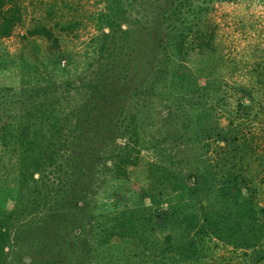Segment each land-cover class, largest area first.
Instances as JSON below:
<instances>
[{
	"label": "rangeland",
	"instance_id": "374dc122",
	"mask_svg": "<svg viewBox=\"0 0 264 264\" xmlns=\"http://www.w3.org/2000/svg\"><path fill=\"white\" fill-rule=\"evenodd\" d=\"M115 1L20 0L19 20L0 34V53L5 54L0 59V82L25 89L8 102V110L33 114L54 105L68 111L69 120L74 121L89 111L97 114L99 105L107 102L112 109L134 115L140 148V161L127 177L95 175L92 199L81 197L87 195L85 178L92 170L87 157L102 148L107 134L104 130L94 134V140L75 146L80 153L73 159L59 152L53 163H61L63 171L46 164L42 175L46 188L40 186L42 193L30 191V178L24 182L26 199L16 205V210L13 194L0 196V229H5L7 239L0 244V264H264V230L250 246L234 245L232 240L237 236L230 226L224 228L230 217L218 218V227L222 225L226 230L222 232L225 239L204 235L194 228L189 234L191 237L195 231L193 250L180 253L184 247L181 250L178 245H166L181 228L179 218L169 225L172 212L181 210L174 197L176 189L171 186L186 172L177 165L176 158L185 152L191 156L199 153L216 169V162H222L216 145L224 143L223 139L216 140L215 130L220 128L235 131L239 137L245 134L251 141L239 144L237 149L228 145L227 170L238 177L233 186H248L255 192L253 200L264 208V0H212L206 6L202 3L197 28L185 38V42L193 43L189 53L155 46L154 26L142 16L148 11L143 0H119V8L116 3L112 6ZM34 28H39V33H31ZM196 38H208L209 45L196 44ZM165 51L171 55L169 62L162 53ZM177 75L191 85L181 90L151 87L155 76L168 84L176 83ZM67 82L84 86L75 89ZM104 92L105 97L100 98ZM91 104L96 106L93 110ZM192 113L199 115L197 121L194 119L195 127L203 131L199 138L185 143L187 136H193L185 120ZM101 118L96 116L97 121ZM74 162L83 174H69L68 168L74 167ZM9 165H14L13 157ZM95 166L99 169L100 163ZM14 169L5 170L9 179L17 175ZM39 174L33 171L32 177L36 179ZM219 176L212 180L217 203L222 201L219 183H215ZM241 177L249 179L240 181ZM170 179L172 182L167 183ZM8 183L13 184L14 179ZM141 190L159 191L161 204L174 203L176 209L158 208V202L137 203V192ZM88 202L92 208H84ZM196 205L197 202L192 204L190 210H199ZM21 206L22 212L18 210ZM156 210L163 215H154ZM71 216L81 222L80 227L77 221L72 223ZM258 222L263 224L264 216ZM90 225L94 227L91 230ZM77 228H81L75 239L77 247H64L63 239H68V246L74 245ZM96 232L99 235L93 237ZM178 239L183 241L180 236ZM87 243L91 249H86ZM184 255H188L186 260L181 259Z\"/></svg>",
	"mask_w": 264,
	"mask_h": 264
},
{
	"label": "trees",
	"instance_id": "16d2710c",
	"mask_svg": "<svg viewBox=\"0 0 264 264\" xmlns=\"http://www.w3.org/2000/svg\"><path fill=\"white\" fill-rule=\"evenodd\" d=\"M207 1L212 0H143L144 8L148 11L144 12L142 16H144L146 22H150L152 26H154L153 41L155 46H160L163 49L174 47L176 53H189L190 50L193 49V43L185 42V38L191 29L197 28V23L202 16L200 12L202 3L206 6ZM115 3L117 5L116 7L119 8V0L114 2L112 5L113 7H115ZM183 6H185L184 10L182 9ZM187 10L188 13L186 12ZM186 13L189 16H186ZM20 16V0H0V34L11 29L19 20ZM106 22L109 24V21ZM41 27L39 28L43 29ZM39 28H34L31 33H39ZM160 29L163 30L162 33L160 32ZM102 33L105 34L106 31ZM200 34L203 35L204 33L200 31ZM197 39L199 42L196 44L202 45L205 43L206 45H209L208 38H206L205 41L199 38H196V40ZM184 46H186V48H184ZM162 53L166 54V59L169 62L171 57L170 53L167 51ZM158 54L159 52H157L156 55ZM4 56L5 54L3 55L0 53V59ZM111 63H113V61H111ZM110 70L112 71L113 69L111 68ZM156 70L157 69H155L154 72ZM177 76L178 79L175 76L176 83L170 81L168 84L163 83L162 77L159 78L155 76L154 83L151 87H154L155 89H172L179 87L181 90L183 87L185 88V86L187 87L188 85H191V82L189 83L188 80L182 78L181 75ZM178 82L179 85L177 84ZM66 84L75 89L84 86L79 82L76 84L67 82ZM24 91L25 89H21V85L15 88L12 85L9 86L0 82V196L4 197L13 194V207L15 210L16 205L22 203L26 199L23 194V192L26 191V186L23 184L24 182H27L30 178L31 181L33 180L32 185L29 187L32 189L30 191H34L38 194L42 193L43 191L40 189V186L45 185L46 183L42 178L45 166H54L55 171L60 169L63 171L64 168L62 169L61 163H53V161L58 159V156L56 155L60 152V156L67 159H73L80 153L78 147L75 146H78V144L83 141L89 142L94 140V134H98L99 130H104L107 134H105L106 137L102 140V148L98 152H90L92 153V156L87 157L88 164L92 166V170L90 173L86 174L87 177L85 176L89 189L87 195H81L82 198H93L92 194L94 193V188L92 187H94L93 183L96 180L95 175L97 173H108V177L112 179L127 177L130 173V169L133 168V165H136L140 161L138 158L140 148L138 144L137 125L133 119V114L129 115L120 110L112 109L108 107L110 103L107 102L99 105V112H97V114L89 111L88 115L84 117L79 115L74 121L69 120L68 111H62L54 105L40 109V111L33 114L27 112L17 113L8 110V102L17 99V97H19L20 94H23ZM105 95L106 93L104 92L100 94L99 97L103 98ZM19 100L23 103V99H18L17 102H20ZM94 107L96 106L92 105L91 110H93ZM97 115L102 117L98 121L96 120ZM198 118L199 115L196 116V113H192V115L190 114V116L187 115L185 117V120H187L186 126L191 129L190 131L193 135L187 136L185 143L192 141L193 138H199L198 135L203 131L200 128L195 127V121H197ZM101 120H104L103 124H101ZM203 123L206 126L209 124L208 122ZM198 126H200V124ZM209 126L211 125L209 124ZM204 131H206V129ZM215 131L217 137L216 140L223 139L224 141L222 145H216V148H218L217 151L220 153L219 158L222 160V162H216V169H213L209 164V161L207 162L199 153L191 156L185 152L176 158L177 165L186 169V172L182 175L183 177L177 178L171 186V188L174 187L176 189L174 197L177 198L176 204L180 206L178 208L181 210H175L172 212L171 216L173 217L169 225L173 226L179 218L178 225L181 226V228L177 231L178 234L175 235L174 239L172 238L166 241V245L169 246V248H175V245H178L181 250L184 247L182 252H176L187 253L193 250L192 247L194 242L192 241V236L195 231L191 237L189 234L195 229L204 235L212 234V236H218L225 239L223 233H225L230 226L231 230H233L237 236V238L232 240V243H234V245L242 244L244 246H250L252 242H256L264 230V223L262 224L258 222L260 217L264 216V208L253 200V194L255 192H251L250 188L243 183H237L233 186V182L238 181V177L236 174H228L227 170L230 161V156L227 152L229 148L228 145H232L230 146L231 149H237L239 144H247L251 143V141H249V138L245 134H243L242 137H239V134H236L235 131L232 133L231 131H225L221 128ZM117 138L122 140V142H119ZM199 147H201V145ZM182 151L185 150L182 149ZM12 157L14 165H9ZM96 163H100L99 169L95 166ZM238 165L240 167L242 166V164ZM14 168L18 170L17 175L9 179L7 177L8 173H6L5 170H13ZM16 169L14 170L17 171ZM68 169L70 171L69 174L81 172L75 162L74 167ZM4 171L5 173H3ZM33 171H38L40 173L38 178L35 179L32 177ZM177 171L179 174L181 173L180 170ZM81 173L83 174V172ZM217 174L220 176L215 183H217V185L219 183L217 190L222 199V201H218V203L215 199L217 198L216 194L213 193L216 188L212 185V180ZM98 176L100 175H97V177ZM189 176H191V178H189ZM11 179H14L13 184L8 183ZM247 179L249 178L241 177L239 180L245 181ZM76 180L77 178L75 179V182ZM190 181H192V183H190ZM34 182L39 183L36 184ZM171 182L172 179L167 181V183ZM157 193H159V191L153 192L141 190L137 192L136 199H139L137 203L140 202L142 205H147L158 202V208L161 206L167 209H176L174 203H169L167 206L161 204L163 202H160L159 199L161 195ZM40 197L43 199L45 195ZM147 197L149 198L147 199ZM31 200L37 202L35 198H32ZM196 202L197 205L195 208L198 207L199 210H190V206L192 204L195 205ZM14 208H11L10 210ZM84 208H92V206L88 202L85 204ZM18 210L22 212V206L19 207ZM5 211L7 213L9 210ZM122 211L127 212L126 210ZM131 211H133V209L128 212ZM30 212L31 211L29 210L26 213ZM154 213V215L158 217L163 215L162 212L160 213L157 210ZM188 215L189 221L193 222L189 223L188 218H185V216ZM71 217L74 218L71 219L72 223H76L77 221L79 224L76 226L80 227L81 222L75 220L76 218L74 216ZM227 217H230V221L228 225L224 226L226 230L222 228V225L218 227V218L224 220ZM183 218H185L184 225L182 224ZM243 221H246V226H243ZM145 222H149V220H145ZM6 227L9 228L8 225H6ZM89 227L90 230L94 228L93 225H90ZM75 230L78 231L74 232L73 235L75 246H68V239H63L64 247L69 249L77 247L78 242H76L75 239L79 238L81 228ZM247 232L252 233V236H248L246 234ZM108 233H112V231L108 230ZM95 235H99L98 232L94 233L92 236L94 237ZM5 236V229H0V244L7 240ZM178 236L182 237L183 241L179 242ZM70 238L72 237H69V239ZM206 238L209 237L207 236ZM104 239L105 238L102 237L101 241H104ZM96 243H98V241H96ZM85 246H87L86 249H91L88 243L85 244ZM158 251L164 252L165 250ZM153 254L156 255V252ZM187 256L188 255H184L181 259L186 260ZM29 263L30 262H25V264Z\"/></svg>",
	"mask_w": 264,
	"mask_h": 264
}]
</instances>
